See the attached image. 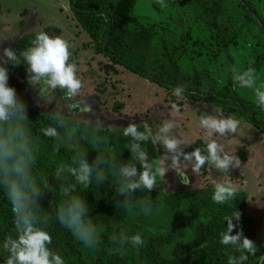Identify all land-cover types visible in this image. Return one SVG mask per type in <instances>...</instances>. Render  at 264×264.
Returning a JSON list of instances; mask_svg holds the SVG:
<instances>
[{"label":"rangeland","instance_id":"rangeland-1","mask_svg":"<svg viewBox=\"0 0 264 264\" xmlns=\"http://www.w3.org/2000/svg\"><path fill=\"white\" fill-rule=\"evenodd\" d=\"M216 1L208 8L218 4V23L239 27L235 42L227 43L231 57L208 24L203 1L109 0L130 29L154 27L156 35L169 42L181 68L189 74H203L206 86L219 87L231 75L240 94L264 102V64L254 67L250 62L264 55V0ZM43 29L49 38V55L28 66L29 71L39 73L24 77L31 85L19 91L30 108L46 116L78 119L98 129L120 130L124 136L140 127L157 141L145 173L134 184L116 186L121 197L116 226L159 236L170 234L182 219L197 220L184 193L206 192L195 170L197 150L193 146L202 142L209 150L210 177L217 182L226 183L228 178L241 182L238 188L245 197V212L255 219L254 258L256 264H264V130L213 103L189 102L181 94L111 62L94 50L68 0H0V66L20 36ZM151 43L156 49V36ZM24 135L19 122L0 115V177L26 162ZM53 140L54 146L71 149L81 146L84 137L57 134ZM138 154L139 146H132L127 167L135 165ZM79 168L101 181L106 178L96 160H86ZM176 196L177 204L162 200ZM135 198L143 203L129 206ZM65 213L83 256L91 258L94 246L88 240L89 227L81 220V200H73ZM15 248L9 241H0V256ZM130 253L137 264H151L142 253Z\"/></svg>","mask_w":264,"mask_h":264},{"label":"trees","instance_id":"trees-1","mask_svg":"<svg viewBox=\"0 0 264 264\" xmlns=\"http://www.w3.org/2000/svg\"><path fill=\"white\" fill-rule=\"evenodd\" d=\"M200 1L208 24L231 57L227 43L235 42L239 27L218 23V4L208 8L218 1ZM68 6L94 50L111 62L181 94L189 102L213 103L264 130V102L240 94L233 76L219 87L206 86L203 74H189L181 68L169 42L156 35L154 27L130 29L109 0H68ZM154 36L158 39L156 49L151 43ZM48 40L46 29L23 34L0 66V115L22 125L27 155L20 169L0 177V241L16 246L0 256V264H137L131 250L142 253L151 264H256L255 219L245 212V197L238 188L241 182L230 178L226 183L217 182L210 177L209 150L202 142L193 146L197 150L195 170L206 192L184 193L197 220L182 219L170 234L159 236L116 226L121 203L116 186L134 184L145 173L157 141L140 127L124 136L120 130L98 129L78 119L46 116L30 108L19 91L31 85L24 77L39 73L29 71L28 66L49 55ZM250 62L260 67L264 55ZM57 134L66 138L83 135V144L71 149L54 146ZM134 145L139 146V154L129 168L128 156ZM90 159L101 163L104 180L79 168ZM77 198L81 200V220L90 230L88 240L94 246L91 258L83 256L65 213ZM162 200L179 202L178 196ZM139 203L143 202L130 199L129 206Z\"/></svg>","mask_w":264,"mask_h":264}]
</instances>
